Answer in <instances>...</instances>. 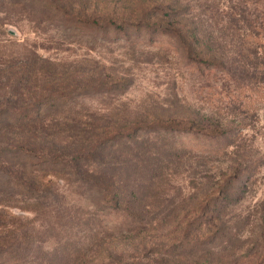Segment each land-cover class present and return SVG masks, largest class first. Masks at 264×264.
<instances>
[{
    "label": "rangeland",
    "instance_id": "rangeland-1",
    "mask_svg": "<svg viewBox=\"0 0 264 264\" xmlns=\"http://www.w3.org/2000/svg\"><path fill=\"white\" fill-rule=\"evenodd\" d=\"M131 1L108 0L104 10L117 6L130 12ZM11 2L0 3V68L39 55L37 65L43 67L30 91L58 88L55 97L63 95L51 118L194 116L227 132L211 138L171 128L140 130L145 137L158 134L150 148L158 153L152 161L162 169L142 198L154 210L153 223L116 240L159 242L161 252L144 257L158 264H264V88L258 95L243 75L247 56L256 57L244 52L249 44L244 36L256 17L264 19V0H191L193 17L214 36L227 61L224 69L210 71L188 63L167 36H157L153 46L142 41L133 47L123 39L66 29ZM259 76L264 87V74ZM171 146L180 152L170 155ZM63 176L56 181L58 204L50 198L38 211L8 209L33 233L31 253L16 264H95L101 234L127 222L99 205V196Z\"/></svg>",
    "mask_w": 264,
    "mask_h": 264
},
{
    "label": "trees",
    "instance_id": "trees-1",
    "mask_svg": "<svg viewBox=\"0 0 264 264\" xmlns=\"http://www.w3.org/2000/svg\"><path fill=\"white\" fill-rule=\"evenodd\" d=\"M9 1L21 4L24 11L40 13L66 29L123 39L133 47L142 41L153 46L157 36H167L171 44L184 52L188 63L199 70L227 67L214 36L205 32L201 21L193 17L191 0H132L130 12L117 6L113 12L104 10L108 0ZM6 2L0 0L1 4ZM214 4L217 6L214 10L220 14L221 3ZM248 27L244 39L249 44L244 52L249 50L256 57L247 56L251 59L247 60L243 75L251 90L262 95L264 87L259 85V74H264V19L256 17ZM259 52L263 57L258 56ZM41 60L33 53L24 64L0 68V264H16L27 259L33 248L31 226L20 215L7 212L8 209L38 211L50 198L51 204H58L54 199L60 195L56 181L63 175L76 183L77 189L85 188L99 196L103 203L99 205L127 219L101 234L95 264H158L156 259L144 257L161 252L159 242L148 244L144 238L131 245L126 240H116L119 234V239L140 234L153 223L154 210L148 209L142 198L147 196L145 192L154 182L158 169H162L154 164L158 153L150 148L158 134L145 137L140 130L171 128L211 138H224L227 132L210 128L194 116L165 120L129 117L125 121L99 122H85L70 116L51 118V110L62 102L58 99L63 95L55 97L59 89L51 88L44 93L30 91L34 76L43 67V63L37 65ZM251 67L255 70L252 76L247 73ZM167 151L170 155L180 152L176 146Z\"/></svg>",
    "mask_w": 264,
    "mask_h": 264
}]
</instances>
